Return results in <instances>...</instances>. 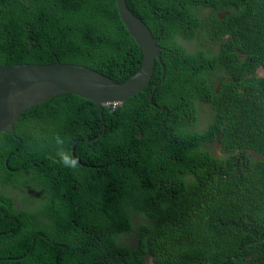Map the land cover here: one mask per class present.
Wrapping results in <instances>:
<instances>
[{
  "label": "trees",
  "instance_id": "16d2710c",
  "mask_svg": "<svg viewBox=\"0 0 264 264\" xmlns=\"http://www.w3.org/2000/svg\"><path fill=\"white\" fill-rule=\"evenodd\" d=\"M126 5L159 38L164 73L157 62L103 119L60 94L0 133V163L28 164L41 194L25 209L0 193V264H264V0ZM56 62L122 83L142 50L115 0H0V66Z\"/></svg>",
  "mask_w": 264,
  "mask_h": 264
},
{
  "label": "water",
  "instance_id": "95a60500",
  "mask_svg": "<svg viewBox=\"0 0 264 264\" xmlns=\"http://www.w3.org/2000/svg\"><path fill=\"white\" fill-rule=\"evenodd\" d=\"M115 5L128 34L142 50V63L139 70L124 82L116 83L95 70L75 64L56 62L46 65L0 66V133L8 131L14 135V124L25 111L60 94H71L92 101L98 109L100 118L103 119V107L120 106L126 99L146 88L157 62L164 73L161 47L158 45L159 38L154 37L147 25L128 9L126 0H115ZM31 46L29 44V47ZM154 89L149 92V103H152ZM104 131L105 126L103 125L99 136L88 142L97 141L103 136ZM138 137L140 138L141 135L139 134ZM80 142L77 140L72 143L71 153H73L74 146ZM62 248L65 249L64 246ZM30 253L31 250L27 255Z\"/></svg>",
  "mask_w": 264,
  "mask_h": 264
},
{
  "label": "flooded vegetation",
  "instance_id": "af4514ba",
  "mask_svg": "<svg viewBox=\"0 0 264 264\" xmlns=\"http://www.w3.org/2000/svg\"><path fill=\"white\" fill-rule=\"evenodd\" d=\"M74 160L77 161V165L82 166L84 169L96 170L97 168H100L101 171H103L104 168L109 167L107 164H100V166H97L96 164H90L87 162L81 163L75 158ZM16 166L17 168H11L8 166L7 158L4 159V164L0 163V193L9 196L14 201L16 207H18V204L27 206L31 202L32 196L35 199H40L41 194L37 188H33L30 185V176L28 173L29 165L24 162H19ZM20 181H23L24 184L18 187H13V183ZM43 188H45V185H43ZM72 190L74 191V188ZM42 198L43 200L47 199L46 193L42 195ZM71 224L73 226H78V221L72 220Z\"/></svg>",
  "mask_w": 264,
  "mask_h": 264
},
{
  "label": "rangeland",
  "instance_id": "374dc122",
  "mask_svg": "<svg viewBox=\"0 0 264 264\" xmlns=\"http://www.w3.org/2000/svg\"><path fill=\"white\" fill-rule=\"evenodd\" d=\"M193 44H189L187 45V49L190 50L192 49ZM256 74L260 77H264V69H261L259 68L257 71H256ZM207 125V120L205 118V116L203 114H200V118H199V125H198V129L199 130H202L205 126ZM210 147L215 151L217 152L218 151V145L216 143L214 144H211ZM33 196L31 197V202L26 206V205H21V204H18V207L19 208H25V209H29V208H32L34 206V203H33ZM125 242H129V244L133 245L134 242L131 240V239H125L124 240ZM148 264H152L149 260Z\"/></svg>",
  "mask_w": 264,
  "mask_h": 264
},
{
  "label": "clouds",
  "instance_id": "9594fccd",
  "mask_svg": "<svg viewBox=\"0 0 264 264\" xmlns=\"http://www.w3.org/2000/svg\"><path fill=\"white\" fill-rule=\"evenodd\" d=\"M70 159H71V157H70L69 155L64 154V153H61V154H60V161H61L62 163L67 164V161H69ZM76 165H77V161L72 160V166L75 167Z\"/></svg>",
  "mask_w": 264,
  "mask_h": 264
}]
</instances>
